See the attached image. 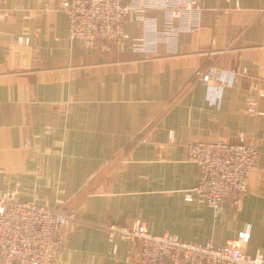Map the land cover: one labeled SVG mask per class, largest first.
Instances as JSON below:
<instances>
[{
	"label": "crops",
	"instance_id": "1",
	"mask_svg": "<svg viewBox=\"0 0 264 264\" xmlns=\"http://www.w3.org/2000/svg\"><path fill=\"white\" fill-rule=\"evenodd\" d=\"M62 1L0 0V192L74 214L56 264H133V242L107 226L135 221L213 246L249 226L242 250L264 256V0H197L195 25L150 0L126 17L129 40L94 46L70 36ZM211 68L236 73L215 103L220 84L195 76ZM239 134L257 168L214 216L185 199L199 180L186 147Z\"/></svg>",
	"mask_w": 264,
	"mask_h": 264
},
{
	"label": "built area",
	"instance_id": "2",
	"mask_svg": "<svg viewBox=\"0 0 264 264\" xmlns=\"http://www.w3.org/2000/svg\"><path fill=\"white\" fill-rule=\"evenodd\" d=\"M167 8L171 19L190 18L196 24L200 12L197 0H175ZM150 0L124 3V0H63L61 10L66 17L70 36L88 46L100 41L122 43L130 39L124 30L129 13L146 6ZM11 44L27 45L28 39L11 37ZM244 73V72H242ZM236 73L219 72L213 68L195 76L210 86L209 100L215 103L223 85L233 82ZM214 95V96H213ZM264 98V89L258 92ZM250 116H262L257 102L247 107ZM187 160L199 167L198 183L185 195L186 201L195 200L208 205L217 216L225 201L239 203L248 191L249 176L257 168L255 144L243 134L237 142L213 141L188 144ZM75 218L57 208L34 202H21L5 197L0 192V264H56L61 243V228ZM107 229L133 242V264H264L260 250L249 255L242 247L249 240L250 227L237 234L236 239L221 246L180 240L168 234L150 233L142 221L131 225L110 224Z\"/></svg>",
	"mask_w": 264,
	"mask_h": 264
}]
</instances>
